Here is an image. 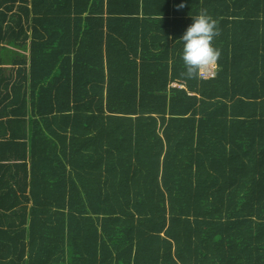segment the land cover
<instances>
[{
    "label": "trees",
    "instance_id": "trees-1",
    "mask_svg": "<svg viewBox=\"0 0 264 264\" xmlns=\"http://www.w3.org/2000/svg\"><path fill=\"white\" fill-rule=\"evenodd\" d=\"M0 264H264V0H0Z\"/></svg>",
    "mask_w": 264,
    "mask_h": 264
},
{
    "label": "clouds",
    "instance_id": "clouds-1",
    "mask_svg": "<svg viewBox=\"0 0 264 264\" xmlns=\"http://www.w3.org/2000/svg\"><path fill=\"white\" fill-rule=\"evenodd\" d=\"M178 7L182 8L184 4L181 3ZM218 35L217 21L205 10L191 16V23L178 39L182 43L181 60L186 78H195L200 70L216 63L220 52L212 41Z\"/></svg>",
    "mask_w": 264,
    "mask_h": 264
},
{
    "label": "built area",
    "instance_id": "built-area-1",
    "mask_svg": "<svg viewBox=\"0 0 264 264\" xmlns=\"http://www.w3.org/2000/svg\"><path fill=\"white\" fill-rule=\"evenodd\" d=\"M216 63L213 65H210L202 70L199 71L198 77L202 80H209L214 77L215 71H216ZM175 86V85H173Z\"/></svg>",
    "mask_w": 264,
    "mask_h": 264
},
{
    "label": "crops",
    "instance_id": "crops-1",
    "mask_svg": "<svg viewBox=\"0 0 264 264\" xmlns=\"http://www.w3.org/2000/svg\"><path fill=\"white\" fill-rule=\"evenodd\" d=\"M173 85H175V84H173Z\"/></svg>",
    "mask_w": 264,
    "mask_h": 264
}]
</instances>
